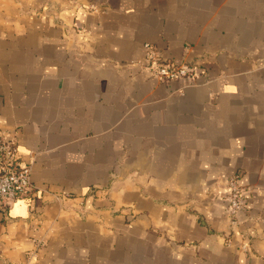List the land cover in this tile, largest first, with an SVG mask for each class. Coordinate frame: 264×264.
<instances>
[{
    "label": "crops",
    "instance_id": "0c3cea01",
    "mask_svg": "<svg viewBox=\"0 0 264 264\" xmlns=\"http://www.w3.org/2000/svg\"><path fill=\"white\" fill-rule=\"evenodd\" d=\"M8 135L34 190L0 205V264H264V0H0Z\"/></svg>",
    "mask_w": 264,
    "mask_h": 264
},
{
    "label": "built area",
    "instance_id": "2783aa9c",
    "mask_svg": "<svg viewBox=\"0 0 264 264\" xmlns=\"http://www.w3.org/2000/svg\"><path fill=\"white\" fill-rule=\"evenodd\" d=\"M83 30V29H81ZM143 67L151 76L168 82L173 79L190 78L194 67L187 62L172 63L164 59L161 51L152 43L144 44ZM30 163L22 164L18 157L15 135L0 139V205L10 206L16 200L23 198L34 190L31 181ZM229 214L232 222L237 221L240 211L245 208V199L241 191L237 175L228 179ZM43 243L40 242V245ZM247 245L243 246L246 249ZM38 249L31 250L26 259L13 264H35Z\"/></svg>",
    "mask_w": 264,
    "mask_h": 264
}]
</instances>
